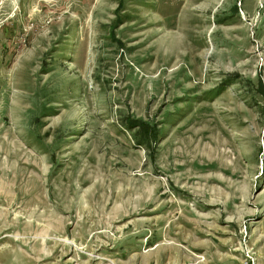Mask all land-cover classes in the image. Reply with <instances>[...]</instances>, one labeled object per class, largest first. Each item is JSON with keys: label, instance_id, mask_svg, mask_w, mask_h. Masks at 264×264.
I'll return each mask as SVG.
<instances>
[{"label": "rangeland", "instance_id": "374dc122", "mask_svg": "<svg viewBox=\"0 0 264 264\" xmlns=\"http://www.w3.org/2000/svg\"><path fill=\"white\" fill-rule=\"evenodd\" d=\"M0 264H264V0H0Z\"/></svg>", "mask_w": 264, "mask_h": 264}, {"label": "bare ground", "instance_id": "6f19581e", "mask_svg": "<svg viewBox=\"0 0 264 264\" xmlns=\"http://www.w3.org/2000/svg\"><path fill=\"white\" fill-rule=\"evenodd\" d=\"M45 108V107H44ZM20 153L18 152L17 153V155H14L16 158H17V161L20 163V166L21 165H23V167H20V169L22 170V171H26L27 169H26V167H25V164H22V159L20 158V155H19ZM19 169V170H20Z\"/></svg>", "mask_w": 264, "mask_h": 264}]
</instances>
